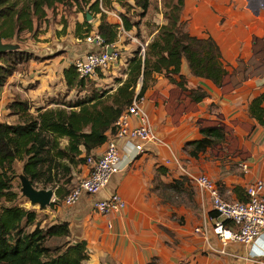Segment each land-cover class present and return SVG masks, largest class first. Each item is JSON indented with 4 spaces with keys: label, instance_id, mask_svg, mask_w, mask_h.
<instances>
[{
    "label": "crops",
    "instance_id": "0c3cea01",
    "mask_svg": "<svg viewBox=\"0 0 264 264\" xmlns=\"http://www.w3.org/2000/svg\"><path fill=\"white\" fill-rule=\"evenodd\" d=\"M193 3L198 8L206 6V9L213 5L209 12L198 11L200 16L195 12L190 17V24L199 22V27L192 30L187 26V30L197 36L211 35L216 40L227 69L224 81L217 85L209 78L194 75L183 59L180 73L185 78L187 89L158 75L161 90L157 88L152 94L145 91V104L156 133L188 171L211 178L223 198L239 199L235 186L240 187L244 197V187L248 182L264 179V129L247 109L249 100L264 90V0H185L184 9ZM184 9L181 19L184 15L193 14L186 13ZM85 12L72 7L69 13L62 3H58L55 9L46 8L43 17H34L33 31H23L19 38L12 39L18 42L11 43H17L19 48L27 49L39 58L18 63L0 85V120L16 121L17 114L11 113L7 107V103L16 98L28 99L33 109L55 105L49 102V96L52 98L66 86L64 68L93 47L83 39L81 31L77 34L76 30L84 27L81 24ZM108 20L118 25L121 23L119 18ZM98 23L99 17L95 18L91 29H97ZM109 71L103 73L108 74ZM175 77L179 79L177 74ZM195 88L207 93L199 101L192 100L189 94V89ZM158 97L161 102H158ZM190 100L194 108L190 107ZM169 102L173 103L175 111L178 107L181 110L172 112ZM183 103L188 106L182 107ZM220 113L222 120L231 126V130H224V141L201 150L196 156L189 154L183 147L184 143L203 136L200 129L205 126L199 119H218ZM63 139L66 143L67 139ZM104 145L105 142L92 151L100 152ZM168 155L166 146L151 143L133 158H124L121 169L94 195L104 197L114 190L119 191L126 201L121 211L100 214L91 208L87 195L80 197L71 213L56 208L60 218L69 222L73 237L86 240L87 262L264 264V261L253 260L264 256V231L251 243H223L213 230L208 194L200 191L180 168L164 164L163 158ZM162 166L165 171L159 169ZM80 167L84 171L82 165ZM155 174L163 180L187 177L192 182L191 201H183L178 206L162 201L150 188ZM91 211L99 216L88 218ZM107 220L111 221L110 227ZM196 227L201 229L196 230Z\"/></svg>",
    "mask_w": 264,
    "mask_h": 264
},
{
    "label": "trees",
    "instance_id": "16d2710c",
    "mask_svg": "<svg viewBox=\"0 0 264 264\" xmlns=\"http://www.w3.org/2000/svg\"><path fill=\"white\" fill-rule=\"evenodd\" d=\"M112 2H117L126 11L139 8L145 12L151 0H0V34L5 41L19 38L21 32L34 30V17L41 18L46 8L55 9L58 3H62L68 12L72 7L77 11L88 8L92 16L100 12L97 31L105 43H111L117 40L118 23L106 18L100 3L109 6ZM184 4L185 0H162L164 22L147 43L144 56L138 55V50H135L128 58L126 78L118 77L120 83L112 92L110 89L93 87L90 92L75 99L52 97L49 102L55 105L39 106L34 111L30 110L28 99L16 98L7 103L10 112L17 114V119L14 122L0 120V199L13 200L17 196V192L11 188L13 162L16 159L22 160V170L31 181L39 177L50 158L61 160L60 164L69 173L71 165L82 164L86 155L115 131V119L136 93H145L150 85L148 82L155 80L157 73H163L170 82L187 89L185 78L180 73L183 59L194 75L209 78L217 85L222 84L227 69L219 45L211 35L197 36L183 27L181 14ZM120 17L125 30L135 26L126 13L120 12ZM81 25L86 32L92 27L86 16ZM76 30L80 34L78 27ZM31 58L39 56L19 47L2 51L0 85L4 84L18 63ZM63 75L68 90H82L87 85V77H80L73 63L64 68ZM139 79L140 88L137 90L135 87ZM189 91L194 101L201 100L207 94L198 88ZM247 109L264 129V90L249 100ZM200 130L202 137L190 139L183 146L194 156L225 139V131L220 126H205ZM63 137L67 139L64 144L60 141ZM159 169L166 170L163 166ZM182 178L188 179L185 176ZM170 186L180 190L184 181L179 180L178 184ZM234 190L240 200L246 199L245 190L244 197L240 187L235 186ZM55 193L56 196L63 194L59 187ZM209 213L214 215L216 211ZM70 234L67 220L41 225L34 209L3 206L0 209V264H90L87 262L86 240L72 239ZM61 237L69 238L60 243H47L52 238Z\"/></svg>",
    "mask_w": 264,
    "mask_h": 264
},
{
    "label": "built area",
    "instance_id": "2783aa9c",
    "mask_svg": "<svg viewBox=\"0 0 264 264\" xmlns=\"http://www.w3.org/2000/svg\"><path fill=\"white\" fill-rule=\"evenodd\" d=\"M119 30L127 32L122 22L118 25ZM83 39L92 43L93 47L73 61L80 77L91 76L98 70L105 72L121 60L120 45L117 40L105 43L97 29H90ZM140 45V52L143 55L144 44L140 42ZM107 47H112V50L108 52ZM145 100V94L136 93L133 96L131 102L115 119V131L105 141L103 150L87 154L85 161L80 164L84 168L83 174L69 188L62 198V203L71 206L82 195H87L92 196L91 208L100 214L109 215L121 211L126 201L119 191L114 190L104 197H94V195L107 185L114 173L121 169L125 157L133 158L151 143L162 144L169 149V155L163 158L164 164L180 168L200 191L208 194L212 210L216 211L210 217L213 230L221 241L245 244L254 241L264 231V179H254L245 185L244 200L223 198L211 178L202 173L189 172L170 146L159 137L145 107ZM107 226H111L110 220H107ZM253 260L264 261V256Z\"/></svg>",
    "mask_w": 264,
    "mask_h": 264
},
{
    "label": "rangeland",
    "instance_id": "374dc122",
    "mask_svg": "<svg viewBox=\"0 0 264 264\" xmlns=\"http://www.w3.org/2000/svg\"><path fill=\"white\" fill-rule=\"evenodd\" d=\"M101 9L106 15V18L108 19H118L122 22L120 17L121 13H126L128 17L134 21L135 26L132 27V29L127 32L121 31L117 34V43L120 45V52H121V60H119L117 63L114 64V66L109 68V73L104 74L103 72L97 71V73L86 76L87 77V85L84 89L78 90V88H73L71 90H68L66 86L62 90L58 92L57 95H53L55 99L63 100V99H75L76 96L83 95L86 92H90L93 87L96 89H113V87L116 88V86L120 83L118 81V77H121L122 79L126 78L127 75V66H128V58L134 53L135 50H138V55L144 56V53L146 51V45L147 43L154 37V35L157 32V27L162 24L161 20H164L162 11H163V5L162 0H151L150 5L148 9L145 12H141L139 8H130L129 11H126L120 4L117 2H112L109 6H106L102 3H100ZM184 9V8H183ZM213 9V5L210 4L209 8L206 6L204 7H197L195 3L190 5L188 8L186 7V13L192 12L193 14L190 16H185L182 18L184 28L187 29V26H190V29L195 30L199 26L197 23L194 22L192 25L190 24L191 18L195 12L200 16L199 12H209ZM85 11H89L88 8H84ZM84 10H81L84 13ZM199 11V12H198ZM71 12V11H70ZM69 12V13H70ZM183 12V10H182ZM185 13V12H184ZM202 14V13H201ZM100 16V12H96L94 16L89 18V21L92 23L95 22V18H98ZM195 20V19H194ZM197 21V20H195ZM81 36L86 35V28L80 27ZM134 36L136 38H134ZM8 42H18L17 40H8ZM140 42L144 44V53L141 54V45ZM77 43V42H76ZM80 43V42H78ZM83 50V48H82ZM81 51V50H80ZM78 52V50H76ZM77 55V54H76ZM74 55V56H76ZM75 58H73L74 60ZM102 75L105 78H96L97 76L102 77ZM106 75V76H105ZM158 75L162 76L163 78H167L166 75L163 73H157L155 76V80L148 82L150 85L147 88L148 91L154 93V91L158 88L161 90L160 85L158 84ZM168 79V78H167ZM139 83L136 84L135 89L140 88V79L138 80ZM160 87V88H159ZM114 88V89H115ZM113 89V90H114ZM157 89V90H158ZM146 90V91H147ZM52 95L49 96V99ZM189 98H187L188 100ZM158 102H161V98H157ZM146 102V100H145ZM190 107L194 108L193 102L190 100ZM168 106L174 110L173 103H168ZM188 105L183 103L182 107H187ZM146 107V104H145ZM31 111H34V109L31 107ZM147 109V107H146ZM177 110H181L180 107L177 108ZM177 110L172 111L176 112ZM15 120L17 119L14 118ZM61 143L64 144L65 140L63 138L60 139ZM209 154H212V152L208 149ZM61 160L50 158L45 164L42 173L39 175L38 178L31 181V183L37 187V188H47L50 187L54 190V194L52 199L54 200L45 205L40 206L38 203L31 202L22 192V184H21V177L24 174L22 170V160L16 159L13 162L14 167V175L12 177V185L11 188L17 192L16 198L13 200H6L5 198L0 199V209L3 206L6 205H17L26 207L28 209H34L37 214V219L39 220L41 225L55 222L56 220H61L60 216L57 214L56 208L59 207L60 211H68L71 213V209L73 208V205L66 206L62 203V198L64 197L63 194L67 193L69 188L75 184L78 181V178L83 174V169L78 166H72L71 165V172L69 173L63 165H61ZM175 180V181H174ZM179 180L184 181L183 189L181 188L179 191L176 188H172L171 184H178ZM178 181V182H177ZM192 182L188 179L182 178V177H172L170 180H163L159 178L158 175L155 174V176L152 179V187L151 190L154 191L159 197H161L162 201L170 202L172 206H178L183 201H191V188H192ZM59 187L61 189V192H63L62 195L56 196L55 190ZM66 191V192H65ZM90 202L91 199L88 196ZM99 215L96 214L94 211H91V216H88V218L95 219ZM31 227V226H30ZM27 227L26 229L30 228ZM70 238H74L72 234L69 236ZM69 237H61V238H52L47 243L49 244H55L60 243L63 240L68 239ZM75 239V238H74Z\"/></svg>",
    "mask_w": 264,
    "mask_h": 264
},
{
    "label": "water",
    "instance_id": "95a60500",
    "mask_svg": "<svg viewBox=\"0 0 264 264\" xmlns=\"http://www.w3.org/2000/svg\"><path fill=\"white\" fill-rule=\"evenodd\" d=\"M86 19L92 17L89 11L85 12ZM17 43H11L3 40L0 34V53L2 51H6L8 49L17 48ZM112 47H107V51L110 52ZM223 115L218 114V119H208V118H200L199 120L202 122L204 126H221L225 131L231 130V126L225 123L223 120ZM232 123H236V121H232ZM229 138V135L227 136ZM219 146L221 144H218ZM22 184V192L23 194L34 203H38L40 206H45L49 204L52 200L54 190L50 187L47 188H37L32 183L30 178L24 173L21 177Z\"/></svg>",
    "mask_w": 264,
    "mask_h": 264
},
{
    "label": "flooded vegetation",
    "instance_id": "af4514ba",
    "mask_svg": "<svg viewBox=\"0 0 264 264\" xmlns=\"http://www.w3.org/2000/svg\"><path fill=\"white\" fill-rule=\"evenodd\" d=\"M228 81H229V80H228ZM228 81H227V82H228Z\"/></svg>",
    "mask_w": 264,
    "mask_h": 264
}]
</instances>
